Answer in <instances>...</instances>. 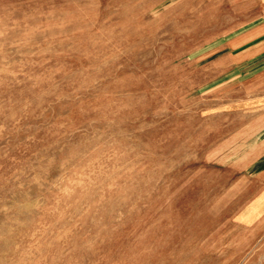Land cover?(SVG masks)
Masks as SVG:
<instances>
[{
	"label": "rangeland",
	"instance_id": "1",
	"mask_svg": "<svg viewBox=\"0 0 264 264\" xmlns=\"http://www.w3.org/2000/svg\"><path fill=\"white\" fill-rule=\"evenodd\" d=\"M263 22L0 0V264H264Z\"/></svg>",
	"mask_w": 264,
	"mask_h": 264
},
{
	"label": "crops",
	"instance_id": "2",
	"mask_svg": "<svg viewBox=\"0 0 264 264\" xmlns=\"http://www.w3.org/2000/svg\"><path fill=\"white\" fill-rule=\"evenodd\" d=\"M258 39L264 40V22L260 25H257L253 27L251 30H249L247 33L242 35L238 40L237 43L240 45H248L249 43H252ZM246 45V46H247ZM258 54L264 56V43L262 42L259 46ZM255 55V53H254ZM257 55V54H256ZM255 55V56H256Z\"/></svg>",
	"mask_w": 264,
	"mask_h": 264
}]
</instances>
